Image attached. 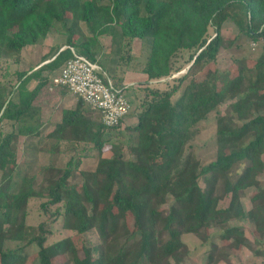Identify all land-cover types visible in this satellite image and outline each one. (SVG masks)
I'll return each instance as SVG.
<instances>
[{"label":"trees","instance_id":"1","mask_svg":"<svg viewBox=\"0 0 264 264\" xmlns=\"http://www.w3.org/2000/svg\"><path fill=\"white\" fill-rule=\"evenodd\" d=\"M233 14L241 18L240 34L253 41L264 39V0H0V65L3 58L43 40L55 22L68 25L66 41L56 47L52 59L29 74L19 72L8 100L0 95V264H56L62 254L66 264H167L169 258L180 264L189 253L183 239L187 233L198 235L207 246V263L228 257L222 248L226 246L262 252V240L254 238L260 244L254 247L245 227L232 221L245 214L242 196L255 187L247 212L264 235V51L251 66L245 58L235 60L240 73L219 88L229 73L215 66L221 48L228 47L221 26ZM80 21L89 25L92 35L77 43ZM112 24L119 26L124 45L131 46L134 38L149 44L142 68L147 82L174 77L180 70L174 58L183 50L193 52L187 70L170 88H146L135 109L137 122L125 130L120 129L122 120L105 126L99 111L88 105L99 114L96 121L83 109L81 98L74 107L62 108L60 121L47 136L54 139L53 152L62 146L72 152L69 159L61 168L46 166L40 181L29 172L16 179L17 134H4L1 123H22L19 133L41 134L33 101L48 77L31 89L27 83L42 68H61L73 56L72 47L97 61L104 79L121 86L130 100L129 86L115 80L98 56V37ZM122 52L119 61L131 59L129 50ZM225 100L229 102L222 112L218 107ZM212 113L216 153L203 162L192 143L200 123ZM94 152L95 168H79L80 155ZM78 174L81 183L74 181ZM39 196L45 197L39 208L46 216L30 224L28 203ZM58 219L71 234L50 241ZM11 239L22 244L8 248Z\"/></svg>","mask_w":264,"mask_h":264},{"label":"rangeland","instance_id":"2","mask_svg":"<svg viewBox=\"0 0 264 264\" xmlns=\"http://www.w3.org/2000/svg\"><path fill=\"white\" fill-rule=\"evenodd\" d=\"M241 20L238 14H233L232 18L227 19L222 23L221 26V35L223 36V43L225 46L221 48L216 61V67L220 70L227 69L229 73L226 76H223L219 82V88L223 86L230 85L233 80L238 76L241 71V67L235 60L246 59V62L249 66L253 65L255 59L264 51V39L260 38L258 41H253L239 33L237 22ZM69 24V23H67ZM68 25L64 23L55 22L53 30L57 33L55 37L57 38L54 42L55 49L52 50L51 54L56 50V47L61 45L66 41V36L64 32ZM213 33V30H211ZM77 34L85 37L90 36L91 31L89 25L84 21H80L79 27L77 28ZM80 36V37H81ZM101 37L100 45L102 46L101 52L98 55L101 60L107 62L109 68H133L137 71H142V68L145 64L149 44L146 40L140 38H134L131 42V46L124 45L125 39L120 40L119 35V26L112 24L111 27L107 29L105 33L99 35ZM100 49V47H99ZM121 50L126 52L129 50L131 59L120 60ZM192 51L183 50L176 55L174 58V67L180 68L174 74V77H163L160 79H152L147 82L146 79H138L136 77L132 79L134 82L127 88L131 109L128 115L122 120L120 125L121 130H125L128 125L134 124L137 122V106L142 94L146 93V88L165 90L170 88L172 84L176 82L178 77L183 74L189 65V58L192 54ZM97 56V57H98ZM128 56V55H127ZM126 57V53L124 55ZM125 59V58H124ZM36 60V59H35ZM125 61V62H124ZM240 63V62H239ZM36 63L34 60H22V50L20 54H17L14 57H5L2 59V64L0 65V95L4 100L10 98V91H16V86L19 80V72H22V69L33 68ZM214 65L212 66V68ZM60 68L55 69L52 72L50 77L49 86L47 88L46 94H43L42 98L40 95L35 97L33 103L38 106L40 102L47 103L46 107L42 106L38 111V116L42 118L41 134L39 135H25L18 132L22 123H17L4 119L1 123L2 132L9 133L15 132L17 134L15 138V150H16V163L13 168L14 175L16 179L19 178L23 172H29L35 175L38 181L41 180L42 172L46 166L49 164L55 163L58 167H63L64 164L69 159L72 152H66L63 150L64 146L60 148V151L53 152L51 146L54 142L53 138L47 136L48 132L52 130L55 123L61 119V110L62 108H71L76 105L78 97L69 92L66 88L62 86L55 85L52 81V76L57 75ZM115 80L120 79V77L113 76ZM143 78V77H142ZM225 80V81H224ZM122 81V80H121ZM122 83V82H121ZM57 91L56 94H54ZM52 94V96H51ZM15 95V93H14ZM66 95V96H65ZM229 101L225 100L220 103L218 109L220 111H225L227 103ZM83 109L89 112H92L93 118L98 121L99 114L89 108L88 105L83 104ZM41 112V114H40ZM216 113H212L207 120H204L200 123V131L193 139V149L195 153L200 157L203 162H207L215 157L216 146L214 145L215 139V130H216ZM31 122V121H30ZM47 122V123H45ZM94 152L90 155H80L81 164L79 168L84 170L94 169L97 163L98 156ZM104 155H108L109 151H105ZM2 171L0 170V179ZM81 183L80 174L77 177H74V181ZM200 185L203 187V181L200 178ZM261 188L264 189V170L261 173ZM258 189L255 187H249L245 190L244 195L242 196V203L245 209V214L240 218L232 221V223L239 224L245 227L246 236L252 241L254 247H257L259 243L254 242V238H259L262 240L260 243V249H262L260 254H254L252 249L249 246H241L238 249L231 248L229 246L222 247L224 248L228 257L223 258L217 256V259L212 261V263H207V246L202 243L198 235L193 233H187L183 235V239L188 245L189 253L181 261L180 264H264V235L261 237L260 234L255 229V224L253 220L248 215V209L251 208V196ZM45 200V197L39 196L30 199L28 203V223L37 224L41 219L46 215L43 214L39 208L40 203ZM228 198L220 202L221 206L226 205ZM170 201L166 204H163L164 209L168 208ZM54 210V206L50 208ZM213 227H211L212 229ZM71 234L69 230L65 229L62 226V222L58 219L53 223V235L50 238V241L67 236ZM90 237L94 239V234H91ZM256 243V244H255ZM22 244V242L17 240H7L6 246L8 248H15ZM219 245H225L226 242L219 241ZM31 257L34 255L35 248L31 247L30 249ZM222 256V255H220ZM56 264H66L67 258L65 255H59L55 258ZM29 264V262L27 263ZM167 264H177L173 258H169Z\"/></svg>","mask_w":264,"mask_h":264},{"label":"built area","instance_id":"3","mask_svg":"<svg viewBox=\"0 0 264 264\" xmlns=\"http://www.w3.org/2000/svg\"><path fill=\"white\" fill-rule=\"evenodd\" d=\"M71 50L73 56L52 77L53 83L66 88L91 108L97 109L105 126L117 125L131 109L125 90L110 78L104 79L97 61H90L73 47Z\"/></svg>","mask_w":264,"mask_h":264},{"label":"crops","instance_id":"4","mask_svg":"<svg viewBox=\"0 0 264 264\" xmlns=\"http://www.w3.org/2000/svg\"><path fill=\"white\" fill-rule=\"evenodd\" d=\"M55 32L56 31H54L52 29V30H50L48 32L46 37L43 40H41L40 42L34 43V44H28V45L23 47V49H22V60L23 61L24 60H28V61L34 60V63H36V65H34L33 68H29V69H25V70L22 69V72H26V74H29L33 70L38 69V67L40 65L45 64V63L49 62L52 59L53 55L51 56V52H52V50L55 49L54 42L57 39L55 37V35L57 33H55ZM80 36L81 35L76 34L77 43H79V42H81L83 40V36H81V37ZM98 39H99V41H101V37L100 38L98 37ZM60 44H63V42L60 43ZM63 47H64V45H63ZM49 56H51V57H49ZM44 58H46V59H44ZM105 69L108 72L112 73L117 78L120 77V79H122V82L126 86H130L131 84H133L134 82L132 81V79H134L136 77H140L138 79H142V80L146 79L145 78L146 74L144 72L137 71L136 69H133V68H122V69L105 68ZM52 72L53 71L49 72V70L46 69V68H44V69L42 68L40 72H37L36 76H34L31 79H29V81L27 83V87L31 89L38 83L39 80H45L46 77H48L47 83H44V85H42L41 88L38 91V93H39L38 96L40 95V97L42 98L43 94H46V91H47V88L49 86V81H50V77L52 75ZM56 93H57V91L54 94H56ZM51 96H52V94H51ZM37 105L38 106H36V104H35V106L38 108V111H39V109H41L42 106L46 107L47 103L42 101V102H40V104H37ZM40 114H41V112H40ZM40 121L43 122L42 118H40ZM45 123H47V122H45Z\"/></svg>","mask_w":264,"mask_h":264}]
</instances>
